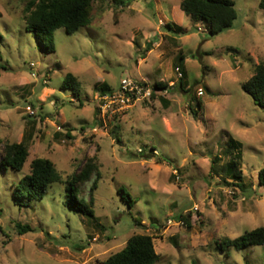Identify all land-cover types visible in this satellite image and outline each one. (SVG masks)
<instances>
[{
	"label": "rangeland",
	"instance_id": "obj_1",
	"mask_svg": "<svg viewBox=\"0 0 264 264\" xmlns=\"http://www.w3.org/2000/svg\"><path fill=\"white\" fill-rule=\"evenodd\" d=\"M181 1L95 0L91 23L72 34L56 30L55 51L48 52L26 31L28 0H0V155L6 143L30 146L21 170L0 169V264L10 252L16 259L8 264H100L134 234L154 238L156 264H238L233 252L243 249L222 248L220 240L264 227V199H250L264 188L258 181L264 108L242 89L264 61V10L260 0H234L233 27L213 36L181 10ZM168 22L187 31L175 32ZM68 72L81 84V99L62 87ZM123 78L169 87L123 108L104 107L101 87L117 91ZM161 110L168 127L179 129L169 133L170 155L156 144L126 142L128 129L147 125L145 116ZM204 117L218 138L198 155L192 148L206 143ZM231 138L242 143L243 188L223 181ZM188 152L197 160L185 163ZM94 156L98 220L70 208L63 182L30 205L15 203L14 189L33 159L52 160L65 180ZM92 183L84 185L87 200ZM17 223L32 230L19 234ZM256 246L264 258V244Z\"/></svg>",
	"mask_w": 264,
	"mask_h": 264
},
{
	"label": "trees",
	"instance_id": "obj_2",
	"mask_svg": "<svg viewBox=\"0 0 264 264\" xmlns=\"http://www.w3.org/2000/svg\"><path fill=\"white\" fill-rule=\"evenodd\" d=\"M95 0H28L25 7L26 31L33 33L39 40L41 47L48 52L55 51L54 33L58 29H65L67 33H75L80 27L88 26L92 21V11ZM118 5H129L133 0H114ZM181 10L194 21L206 23L211 35L233 27L237 19V9L234 0H182ZM259 8L264 10V0L259 1ZM169 29L185 33L181 26L175 28L168 22ZM152 48L148 46L149 51ZM177 66L181 72L184 68L185 56L180 54ZM184 74L180 78L181 86ZM64 89H70L75 97L81 99V84L76 76L68 72L62 84ZM166 82H156L153 86L151 98L156 97L157 90H167ZM242 89L249 94L254 103L264 108V61L256 64L253 75L242 83ZM114 92L108 86L101 87V93ZM166 102V101H165ZM201 102H197V109L192 108L197 116ZM120 141V139H118ZM242 143L234 138L229 141L227 154L229 160L223 168V181L226 185L244 187V173L242 170L243 156ZM151 149H155L151 147ZM30 146L25 140L21 142L6 143L0 155V169L9 168L21 170L30 154ZM218 159V158H217ZM99 164L95 156L90 158L81 170L64 180L62 173L55 163L44 157L32 160L29 173H26L18 181L14 189L15 203L19 206L30 205L35 200L45 197L48 187L55 182H63L66 185V196L71 209L98 220L94 209V191L98 188L100 179ZM93 180L90 187V200L86 199L84 185ZM259 185L264 187V167L258 172ZM131 202V195L128 194ZM19 234L32 230L28 224L17 223ZM248 244H264V227L244 232L242 235L220 240L222 248L244 249ZM160 254L155 249L154 238L149 234H134L129 237L126 245L120 251L111 254L100 264H156Z\"/></svg>",
	"mask_w": 264,
	"mask_h": 264
},
{
	"label": "clouds",
	"instance_id": "obj_3",
	"mask_svg": "<svg viewBox=\"0 0 264 264\" xmlns=\"http://www.w3.org/2000/svg\"><path fill=\"white\" fill-rule=\"evenodd\" d=\"M166 115L167 114L162 110L156 115H151L150 113L146 115L145 120L148 121L147 125L141 124L137 127L128 129L125 133L127 137L126 142L131 144H156L166 155H170V150L174 151V149L170 143L173 137L169 135V133L176 134L179 132V129L168 127L166 123ZM204 118L208 120L207 117ZM216 132L217 129L215 123L208 120L207 135H202V139H204L206 143L203 145L194 144L192 152H195L198 155L205 152V150L214 143L215 139L218 138ZM223 139L225 142L227 141L226 136ZM192 152L187 153L185 163L197 160V156H193ZM252 178L255 179V173H253ZM257 198L264 199V188H257L253 194H250V199L255 200ZM240 232H243V227H240ZM233 256L235 260L238 261V264H245V262H247V264H264V258H261L258 254L257 246L253 244H248L242 251H234ZM4 259L5 264H8L9 259L14 262L16 257L10 252V256L5 257Z\"/></svg>",
	"mask_w": 264,
	"mask_h": 264
},
{
	"label": "built area",
	"instance_id": "obj_4",
	"mask_svg": "<svg viewBox=\"0 0 264 264\" xmlns=\"http://www.w3.org/2000/svg\"><path fill=\"white\" fill-rule=\"evenodd\" d=\"M33 65V63L31 64ZM180 71V68H178ZM182 76V73H179ZM153 87L150 86L148 81L142 79L123 78L120 87L117 91L104 94L102 102L104 107L120 106L124 107L137 100H147L152 96ZM199 93L203 95V90L200 89ZM37 113L35 108L29 109V114L34 116Z\"/></svg>",
	"mask_w": 264,
	"mask_h": 264
},
{
	"label": "crops",
	"instance_id": "obj_5",
	"mask_svg": "<svg viewBox=\"0 0 264 264\" xmlns=\"http://www.w3.org/2000/svg\"><path fill=\"white\" fill-rule=\"evenodd\" d=\"M174 12L179 13V12H177V10H174ZM178 15H180V13Z\"/></svg>",
	"mask_w": 264,
	"mask_h": 264
}]
</instances>
